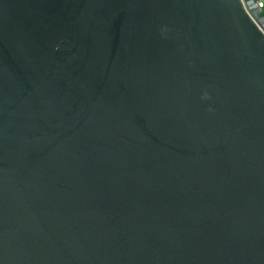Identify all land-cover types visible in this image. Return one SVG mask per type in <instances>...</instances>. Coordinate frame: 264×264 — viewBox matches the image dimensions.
Segmentation results:
<instances>
[{"label": "water", "instance_id": "95a60500", "mask_svg": "<svg viewBox=\"0 0 264 264\" xmlns=\"http://www.w3.org/2000/svg\"><path fill=\"white\" fill-rule=\"evenodd\" d=\"M0 264H264L241 0H0Z\"/></svg>", "mask_w": 264, "mask_h": 264}, {"label": "built area", "instance_id": "2783aa9c", "mask_svg": "<svg viewBox=\"0 0 264 264\" xmlns=\"http://www.w3.org/2000/svg\"><path fill=\"white\" fill-rule=\"evenodd\" d=\"M241 2L251 20L264 32V15L262 18L259 17V13L264 9V0H241Z\"/></svg>", "mask_w": 264, "mask_h": 264}, {"label": "rangeland", "instance_id": "374dc122", "mask_svg": "<svg viewBox=\"0 0 264 264\" xmlns=\"http://www.w3.org/2000/svg\"><path fill=\"white\" fill-rule=\"evenodd\" d=\"M263 15H264V13H263V11H261V12L259 13V17L262 18ZM263 21H264V20H263ZM263 21H262V22H263Z\"/></svg>", "mask_w": 264, "mask_h": 264}, {"label": "crops", "instance_id": "0c3cea01", "mask_svg": "<svg viewBox=\"0 0 264 264\" xmlns=\"http://www.w3.org/2000/svg\"><path fill=\"white\" fill-rule=\"evenodd\" d=\"M261 11H263V13H264V9H262Z\"/></svg>", "mask_w": 264, "mask_h": 264}]
</instances>
